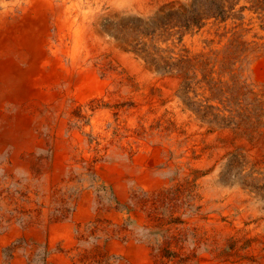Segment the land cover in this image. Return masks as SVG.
Instances as JSON below:
<instances>
[{"label":"bare ground","instance_id":"obj_1","mask_svg":"<svg viewBox=\"0 0 264 264\" xmlns=\"http://www.w3.org/2000/svg\"><path fill=\"white\" fill-rule=\"evenodd\" d=\"M198 1L0 0V264H97L81 257L101 244L103 264H158L151 222L109 197L163 184L169 151L167 171L199 188L186 215L202 228L188 242L201 264H212V227L250 229L264 246V202L250 186L264 181V0H219L220 15L194 12ZM183 13L188 27L175 21ZM253 100L250 135L241 114ZM159 120L168 137L148 135ZM234 154L242 172L228 185Z\"/></svg>","mask_w":264,"mask_h":264},{"label":"rangeland","instance_id":"obj_2","mask_svg":"<svg viewBox=\"0 0 264 264\" xmlns=\"http://www.w3.org/2000/svg\"><path fill=\"white\" fill-rule=\"evenodd\" d=\"M222 5V1L219 0H199L194 4L193 11L197 12L199 11V9H203L205 10V12H209L210 14L220 15L223 14L224 11ZM172 17L165 19L166 24L164 23V26H167ZM175 21H177V23H179V25L181 26L188 27L190 19L187 14L183 13L179 16L178 20L177 18H175ZM141 27L142 26L137 25L136 28L140 30ZM240 49H238L236 53H238ZM236 53H234L233 55H237ZM168 67L170 66L166 64L164 66V69H167ZM240 87L241 85H238V83L235 82L231 87L228 88V94L230 93L229 95L233 99L231 101L234 104L235 102L238 103L240 97H242L240 95V97L237 98V96L240 94L241 89H243ZM190 89L191 83H186L183 86L182 92L185 97H187ZM187 101L190 102L189 98ZM196 107L200 109V105ZM201 111H203L205 115H208L212 110L210 108H206ZM215 117L217 118V116ZM241 117L243 118L241 120L246 119L241 123L248 131V134L251 135L252 132L258 128L257 121H260L261 118V108L257 100H253L247 107H245L244 111L241 114ZM139 128L137 130V136L142 137L140 125ZM148 128V135L154 138L160 137L158 133L162 137H168L165 133L170 132L169 128L166 129V132L159 131L161 129L160 120L158 122H152ZM136 129L137 128H135L133 132H135ZM158 146L159 143L155 144V147ZM130 155V160H132L133 162L135 154ZM165 155L166 153H163V157L165 158V160H162V162L157 165V169L159 171L157 177H160V180H165L163 184L154 187L153 190L135 188L132 190L130 199L128 198L127 201L124 202H119L114 197H109V200H114L116 202V211L121 210L124 205L128 204L127 202H130L132 206L131 210L133 209L137 211L141 216H146V219L151 222V226L153 229L152 242L157 243L158 248L156 250L151 249L150 254L151 256L156 255L158 257V264H201V262L199 261L200 259L198 252L196 250L198 247H190L188 242L191 237L195 238L196 234L200 232L199 229L202 230V228H199V226H196L194 224V214L186 215V212L192 209L194 202L199 201L197 199L199 188L195 186L196 184L192 185L193 180L191 181L189 177L182 178L181 176H179V172H168L167 169L170 168L172 164L175 165L177 163V157L175 156L173 151H169V154H167V156ZM235 158L236 154H234V156L230 158L231 160L227 161L225 168L221 172L223 178L225 179V182L228 185H232L235 178H237L242 172V167L239 168V164L236 163V160H233ZM194 174L196 175V171ZM91 175L95 177L97 174L95 172H92ZM97 181H101L102 183H104V181L101 180L100 176L97 177ZM250 186L253 187L254 193H256V202H264V181H254ZM97 188L99 191V187ZM246 205L248 204L246 203ZM187 207L188 209L185 210V208ZM196 207L198 216H201V206L198 205ZM23 211L25 210L23 209ZM144 211L146 213H143ZM103 221V218L98 217L87 222L93 225L92 233L98 231V225ZM223 229L224 228L217 229L215 227H212L208 235V241L210 242V255L213 258L212 264H244V262L247 264H251L262 257L264 246L259 248L256 246L259 241H256L257 237L259 238V234H252L250 229L247 228L234 230L232 234H228L227 231L224 232L225 234H223ZM204 232L207 233L206 231ZM200 238L203 237L200 236ZM95 240L98 242V244H101L102 238L96 237ZM108 240L109 236L102 240V243L107 242ZM86 242H88V240L82 241V243ZM101 245L102 246L98 245V249L93 251L91 254H84L81 257L82 261L94 258L97 264H103L105 261L108 262L109 260L107 259V255L101 254L99 251L101 248L104 249L103 244ZM68 260L71 263H74L75 258L68 257Z\"/></svg>","mask_w":264,"mask_h":264}]
</instances>
